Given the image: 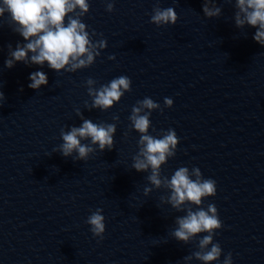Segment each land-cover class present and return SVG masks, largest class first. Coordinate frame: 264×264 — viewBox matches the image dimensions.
Masks as SVG:
<instances>
[{
  "label": "water",
  "instance_id": "obj_1",
  "mask_svg": "<svg viewBox=\"0 0 264 264\" xmlns=\"http://www.w3.org/2000/svg\"><path fill=\"white\" fill-rule=\"evenodd\" d=\"M89 2L82 20L108 47L76 72L23 62L7 68L9 45L24 40L10 16L0 18V264H204L194 253L207 233L183 242L173 232L178 217L210 203L223 223L214 235L222 248L214 264L228 253L233 264H264V46L253 39L255 28L236 26L235 0H214L222 13L212 18L203 12L205 0H112V12L106 0ZM157 7H173L177 23H152ZM36 70L48 75L40 90L28 87ZM122 75L131 91L112 108H90L86 81L99 88ZM145 97L161 105L149 134L171 128L180 140L161 180L186 166L217 182V194L201 206L174 208L167 184L156 187L151 169L132 167L141 133L129 116ZM78 111L115 124L112 150L91 145L96 151L86 161L60 153L61 131L82 123ZM98 208L106 218L103 239L86 223Z\"/></svg>",
  "mask_w": 264,
  "mask_h": 264
},
{
  "label": "clouds",
  "instance_id": "obj_2",
  "mask_svg": "<svg viewBox=\"0 0 264 264\" xmlns=\"http://www.w3.org/2000/svg\"><path fill=\"white\" fill-rule=\"evenodd\" d=\"M114 7L112 0H106L108 12L114 11ZM235 7L238 9L235 14L236 26L242 28L248 25L255 28L253 39L264 46V0H235ZM202 8L208 18L219 17L222 13L221 7L215 4L214 0H205ZM89 11V0H0V18L6 14L10 16L13 31L24 40V43H17L15 48L9 45L10 51L5 66L11 69L17 62H23L29 66L39 65L41 68L46 65L56 72H76L90 67L101 55V50L108 47V42L95 30L89 32L88 25L82 20ZM177 21L178 14L173 7H157L151 16V22L158 26L175 25ZM97 35L101 38L94 40L93 37ZM109 59L114 60L115 56H110ZM29 80L28 87L34 90H40L49 83L47 73L42 70L31 72ZM95 83L92 78L86 81L88 93L92 97L89 107L101 110L114 107L132 88L131 79L123 75L99 88L94 86ZM5 100L4 92L0 91V107ZM164 103L169 108L174 105L172 98L166 97ZM137 105L133 106L129 120L132 127L141 133V147L139 155L134 157L132 167L137 172L151 169L148 179L156 187L161 186L162 182L167 184L171 190L169 203L174 208L180 209L186 202L201 206L206 198L215 196L217 182L212 178H205L199 167H193L190 171L188 167L181 166L174 171L170 179L161 180V166L169 157L176 155L180 140L176 131L171 128L160 137L149 134L151 113L161 109L159 103L145 97L138 101ZM77 114L82 123L78 127L72 126L68 131H61L63 143L58 148L60 153L64 157L75 153V159L86 161L90 154L96 151L91 145L97 146L101 152L112 150L115 143V124H97L85 118L82 112L78 111ZM89 139L91 144L82 142ZM150 191V188L145 189L146 193ZM86 223L90 225L95 237L103 239L106 232L103 209L93 211ZM176 223L178 227L173 235L178 241L188 242L201 233H207L199 239L202 251L194 253L198 260L204 264H214L220 259L222 248L214 241V235L223 227V223L215 204H208L206 209H189L186 216L177 218ZM222 264H233L231 253L225 256Z\"/></svg>",
  "mask_w": 264,
  "mask_h": 264
}]
</instances>
